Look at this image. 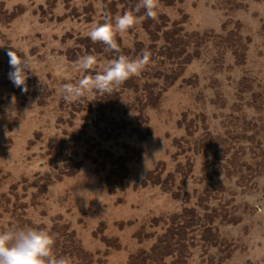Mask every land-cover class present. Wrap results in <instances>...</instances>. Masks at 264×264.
<instances>
[{"label": "rangeland", "instance_id": "1", "mask_svg": "<svg viewBox=\"0 0 264 264\" xmlns=\"http://www.w3.org/2000/svg\"><path fill=\"white\" fill-rule=\"evenodd\" d=\"M136 3L0 0V13L21 11L15 19L0 21V47L14 46L30 57L33 71L23 93L6 78L7 60L0 56V231L11 228L12 214L19 213L48 232L54 225L66 229L92 255V264H129L140 250L152 252L173 216L193 208L196 217L189 225L186 214L178 221L185 235L181 240L175 236L170 254L154 264H264V0H158L154 20L139 19L117 37L125 55L134 58L148 49L151 60L130 78L138 91L115 90L123 91L121 101L114 112L106 108V114L128 125L103 140L100 135L109 125L99 119L101 95L91 92L68 103L61 86L94 74L75 70L79 56L94 54L101 65L113 57L87 32L103 22L106 11L113 16L135 11ZM136 15L143 17V9ZM152 22L155 26L148 27ZM173 29L178 30L176 41L192 34L203 41L200 46H167L164 32ZM232 33L241 39L237 48L205 39ZM185 58L190 62H183L184 70L162 91L159 103L144 110L147 123L129 124L140 114L148 86L161 91ZM127 105L133 108L126 113ZM192 121L194 134L189 135ZM134 127L151 135L141 139ZM182 138L189 139L186 153L175 157V142ZM62 144L68 152L58 159ZM127 148L142 155L127 164L128 188L111 192L102 182L111 164L106 162L98 175L93 159L98 149L119 158ZM187 157L194 167L184 185L177 174V198L160 187L143 186L159 162L165 164V177ZM78 162L84 164L76 176L56 180L67 165ZM48 179L54 182L41 192ZM81 190L87 191V206L75 195ZM71 260L78 264L76 257Z\"/></svg>", "mask_w": 264, "mask_h": 264}, {"label": "trees", "instance_id": "2", "mask_svg": "<svg viewBox=\"0 0 264 264\" xmlns=\"http://www.w3.org/2000/svg\"><path fill=\"white\" fill-rule=\"evenodd\" d=\"M111 4H115V3H111ZM18 12H21V11L20 10L12 11V13H9V14L0 13V21L6 20V18L11 19V17L15 19L18 16ZM153 24L155 23L153 22L149 23L148 27L155 26ZM157 28H158L157 30L160 31L162 30L163 27L161 26ZM176 33H178L177 29H173V31H166V33L164 32V39H165L167 46L170 44L175 45V43H176V46L185 45V44L186 46H189L190 44L200 46L201 42L203 41V39H200V37H198V35H195V34L187 36L186 38L187 41H185L184 38L178 39L176 41L175 40ZM156 39H159V38H155V40ZM205 39L211 40V41L213 40L214 42L219 40V43H217L216 45L225 43L228 45L231 44L235 48H237L239 41H241L238 33H232L229 36V38H225V39H223V37L221 36L206 35ZM9 50H10V47H7V48L0 47V56L3 55L7 60V62L4 65L5 75L8 81H11L8 75L9 72L12 71L9 65V58L7 55V52ZM183 53L184 51L180 52V55H182ZM183 62H185L186 64V63H189L190 61L187 60V58L181 61V68L179 69V73L173 74L170 83H169L170 76H168L167 83L162 88L161 91H159L158 93H155L153 91L154 89L151 88V85L148 86V88L146 89L145 99L143 101V104L141 103L139 107L140 114L138 116L134 115L131 118V121L129 122V124H133V126L135 125L139 126V125H143L147 123L148 121L147 118L143 116L144 110L148 106H155L159 103L161 96H162V91H164L170 85H172L175 82V80L178 78L181 70H184ZM119 88L120 89L121 88H134L136 91H138V84L135 83L133 80L128 79ZM120 89L118 92L114 91L111 95H103V96H99L100 98L99 97L97 98L96 102L99 104L98 110L100 112L99 119L105 121L107 123V127L109 125L108 129L103 131L100 135V137L103 140H108V139L113 138L115 130L123 129L127 127L128 125L127 121L124 118L117 120L114 117L107 116L106 114V108H109L111 112H114L116 109V105L119 104V102L121 101V93L123 91ZM257 100L258 101L262 100V97L258 96ZM257 100L255 101L258 102ZM132 108L133 106L127 105L125 107V112L126 113L129 112ZM193 124L194 122L192 121V124L187 126V134L189 135L194 134L195 125L193 127ZM133 131L138 135V137H141V139L146 138L147 135L149 136L151 135V132H148L147 135L145 133L144 135L141 132L139 127H134ZM175 143H176L175 146L177 147V150H178V152L176 153L177 155H175V157L179 155H184L186 153V148L184 146L189 143V139L182 138L181 140ZM68 148H69L68 146H66L65 144H62L61 152L57 154V158L60 159V154H67ZM92 148H95V147L92 146ZM141 155H142V151L127 148L126 154L124 156H121L119 158H114L112 154L108 152L102 153L101 149H98V156L96 157V159H93V161L97 165L96 173L100 175L102 172H104L106 169V164H108L106 162H109V164H111L112 166V169L110 173L107 174L102 179V182L110 189L111 192H115L117 190L124 191L129 186L126 181L128 177L127 164L131 162L132 160H139ZM98 157L103 159L102 162L98 163V159H97ZM83 164H84L83 162H78L72 165H67L66 167L67 170L61 172L60 175L56 176V180L61 181L63 180L64 177L72 178L76 176L79 170L82 168ZM193 167H194V160L190 157H187L186 164H183V165L179 164L175 173H168L164 177L166 173V167H165L164 162H159L158 165L153 170L149 171V173L147 174L146 178L143 181V186L145 188L146 187H160L164 192L170 193L172 194L174 198H177L178 192L174 189L175 184H176L177 174H180L182 176L180 183L181 185H184L186 182V179L188 178V175L192 173ZM53 182H54L53 180L48 179L46 183L44 184V186L40 185L41 187L40 191L46 192V188L49 185H51ZM188 200L189 198L187 197L184 201L187 202ZM195 212L197 211L196 209H193V208L191 210L185 209L182 215L173 216L171 218L172 219L171 227L169 228V230L167 231L165 235L158 238L157 243L152 247V252L146 253L145 251L140 250L136 255L131 257L129 264H154L155 262L162 263L164 258L168 256L172 250V246L174 242L176 241L174 239L175 236H177V240H181L180 238L183 237V235H185V231H183L185 227L179 230L178 225L180 224H178V221L184 218L185 217L184 215L186 214L187 217L189 216V218L186 219L187 225H189V221L193 219L191 217H196ZM12 220H13L12 227H15V228H18V225L20 227H25L26 224L34 227L30 221L25 220L19 213H13ZM38 228H43V227H38ZM175 230H177V233L174 232ZM50 233L54 236V239H55L54 251L57 255L68 256L70 258L76 257L79 260L78 264H92L93 262L92 255L90 253H86L85 251L81 249L80 244L75 240V236L73 234L68 233L66 229H64L63 227L59 225H54L51 228Z\"/></svg>", "mask_w": 264, "mask_h": 264}, {"label": "clouds", "instance_id": "3", "mask_svg": "<svg viewBox=\"0 0 264 264\" xmlns=\"http://www.w3.org/2000/svg\"><path fill=\"white\" fill-rule=\"evenodd\" d=\"M158 0H137L135 11L129 10L113 16L110 12L103 13V22L93 24L87 32V37L95 43L104 46L105 53L114 54L113 57L102 65L99 58L90 53L79 56L75 61V70L94 74L83 75L75 83H65L61 86L63 99L68 103H76L95 92L99 95H111L117 88L123 85L133 76L140 75L150 64L151 52L143 49L136 57L125 55L118 43V35L127 33L139 19H155L157 15ZM143 9L144 16L138 17ZM9 65V79L15 87L23 93L28 92V73L33 72L31 59L14 46H10L7 52ZM15 103V96L12 97ZM86 190H81L79 195L85 200L88 198ZM54 236L43 228L38 227H11L0 231V264H72L68 256L57 255L54 251Z\"/></svg>", "mask_w": 264, "mask_h": 264}]
</instances>
